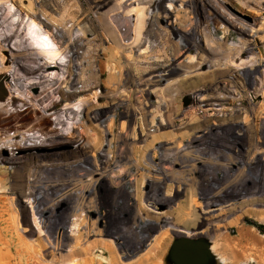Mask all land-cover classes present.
<instances>
[{
  "label": "rangeland",
  "instance_id": "1",
  "mask_svg": "<svg viewBox=\"0 0 264 264\" xmlns=\"http://www.w3.org/2000/svg\"><path fill=\"white\" fill-rule=\"evenodd\" d=\"M195 1L200 9L199 12L194 8L191 9L188 6L189 3L183 7L180 6L181 0H178L175 5L169 2L164 3L165 9L172 11L174 17L158 23L155 37L182 36L188 41L200 42L202 50L199 53L206 57L204 59L208 61V64L204 65L199 73L209 72L198 76L201 83L213 84L216 88L220 84L217 81H221L225 85L228 84L227 87L232 89V92L228 94L223 87L213 89L215 92H212L208 86L204 88L200 85L202 87L200 97L205 95V98H212L211 100L215 101H210L214 105L208 106L213 107L208 111L206 104L195 100L196 89L175 85L170 88L169 82H163L153 90L149 98L153 106L150 107L152 112L148 116L143 114L133 117L132 108L143 111L145 108L143 105H118V115L112 121L107 120L104 127L102 126V130L106 131L103 132L97 123L94 125L86 119L83 111L87 106L105 107L112 101H118V97L127 94L118 87L126 76L118 53L121 45L118 36V20L122 29L129 34L135 19V34L141 32V35V28L147 16L146 7L143 5L146 0L138 3L143 7L144 13L133 12L132 10L138 4L132 7L133 3L130 0H108L98 10L90 7V0H83V4L77 0H56L52 4L50 0H36L40 4L48 3L54 10L44 17H52L57 24L62 23L61 25L69 31L74 29L77 18L83 14L82 17H86V26L99 35L96 41L83 47L81 51L89 54L88 61L82 64L84 80L96 77L101 85L96 89L83 91L72 99L70 106L76 110V114L69 115V119H64L67 124L59 126L64 134H60L56 140L73 141L75 136L80 134L96 147L100 144L99 148L111 140V148L107 145L105 151L108 153L110 150V155L117 150L118 142V152H116L118 182L112 179L99 182L95 192L91 193L92 187L89 180H92L90 179L92 176L76 179L78 182L84 181L83 188L80 189L84 191L86 198L81 206L84 209L78 211V214H82L80 218L74 217L70 208L81 203L72 206V200L68 201V196L64 194L69 190L71 192L72 186L45 200L44 203L48 208L55 205L53 208H56L60 204L55 210L57 215L66 213L70 216V223L68 222L67 225L69 232L61 231L57 234L45 227L48 219L37 214L38 205L35 199L30 195L21 197L14 185L18 175L25 187L29 179L36 181V169L39 167L32 164L19 172L16 164L5 162V159L10 158V152L2 151L0 155L4 161L0 162V264H170L167 258L175 236L192 238L203 236L210 240L216 255V261L213 264H264V233L255 226L258 224L264 227V207L253 205L263 203L259 200H264V196L262 199H249L252 192L264 193V178L260 175L264 173V0H247V6L258 9L259 14L245 9V13H235L232 16L254 27H260L255 36L245 33L240 35V31L234 27L235 23H232L234 20L228 16L231 11L226 7L217 9L214 15H210L206 8L211 0ZM20 3L28 4V0H14L9 7L19 11ZM151 4L154 5L155 10L159 9L154 2ZM21 17L24 20L27 18L25 14ZM226 18L231 19L232 22L226 21ZM173 22L176 27L172 24ZM57 33V28H52L48 36L55 41ZM72 36L78 39L87 35L83 29H76ZM44 38L47 39V37ZM232 41L233 45H230ZM56 42L59 44V38ZM191 57L186 66L195 68L198 65V58L195 56L191 61ZM211 70L215 71L210 72ZM223 73L231 76L229 82L225 83L221 80L225 79L223 75H220ZM175 75L171 80L179 77ZM149 79L147 80L150 84ZM215 82L218 84H214ZM65 83L63 79L55 85L58 90H55L56 93L51 100L57 99L59 104L49 112L53 120L56 118L54 112L65 108L67 104L61 99ZM141 84L142 81L138 79L133 81V85ZM3 85L5 87L6 84ZM42 86L44 85L33 86L29 89V93L39 94ZM118 90L122 91L119 96ZM224 97L229 99H222ZM193 98L199 109L194 104ZM186 99H189L188 105L185 104ZM128 109H131L130 114ZM28 113H31V116L41 115L40 112L29 111ZM26 122L19 120L12 123L9 132L14 133L19 130L24 132L25 129L22 126ZM159 123L164 126L149 131L152 126H157ZM192 127H200L203 130L202 134H205L194 143V146L190 142L194 134ZM4 129L1 128L2 131ZM142 132L145 135L150 133L152 137L148 138V141H143L142 139L147 136H142L144 135ZM125 137L132 138L130 140L132 143L127 145ZM16 140L20 141L19 138ZM185 141L189 143L186 145ZM21 142L25 143L24 140ZM162 145H165L164 149ZM173 146L176 148L173 149ZM182 147L185 148L178 152ZM77 149L78 146L75 144L57 142L48 149V152H76ZM27 153L16 150L14 156L21 161ZM37 153L42 151L37 150ZM100 158V156L90 157L89 163L86 161L87 158L82 159V157L73 160L81 162L84 168L96 170L101 167ZM128 158L137 164L129 162ZM172 161L175 162L172 163ZM157 167L163 169H158L160 172H156L154 170ZM77 168L85 173L82 168ZM226 170L229 172L228 177H226ZM53 175L50 174L48 180L53 182L58 178ZM44 176L47 175L44 173ZM27 190L25 188V191ZM137 190L140 191L146 208H149V216L151 215L152 220L158 215L156 213L162 212L166 218H172L171 220L177 225L194 233L200 228L202 218L207 215L206 212L214 210V213L218 215L219 209L226 205L225 201L229 200V203L233 204L232 213L235 215L226 223H220L217 233H212L211 236L173 234L168 228L167 219L165 220L167 229H165L158 225L156 220L146 225L143 217H137V201L131 199ZM156 190L157 197L162 199L169 191L170 197L176 198L175 202H178V206L175 202L167 200L160 205H156L153 200L146 201L149 196H154ZM212 196L213 198L223 196V198H219L217 205L215 199L211 200ZM117 201L118 205H116ZM208 202H212L211 207H207ZM73 220L82 224L87 221L97 222L99 229L94 232L72 231L69 226ZM109 225L125 227L132 232L127 241L130 250L126 249L125 241L119 242L118 231L111 229ZM204 226L199 230H207V226ZM122 243H124L123 246Z\"/></svg>",
  "mask_w": 264,
  "mask_h": 264
},
{
  "label": "bare ground",
  "instance_id": "2",
  "mask_svg": "<svg viewBox=\"0 0 264 264\" xmlns=\"http://www.w3.org/2000/svg\"><path fill=\"white\" fill-rule=\"evenodd\" d=\"M13 1L14 0H0V153L5 150L9 151L10 158L5 159V162L6 164H16L18 168L17 170H19V172L25 169L27 166H30L32 164L40 168V169L39 168L36 169V174H37L36 179L37 180L33 181L32 179H29L27 187L24 186V182L20 179L19 175L16 178L18 180L14 181L15 182L14 185L18 189L19 195L21 197L30 195L35 199L38 205L37 214L38 215L40 214L41 217L48 219L47 222L45 223V227L47 229L57 234L61 231H63V233H68L69 231H68L67 225H68V222L70 223L69 214L64 213V214H61L60 216L57 215L55 210L60 205L58 204L59 202L57 203L58 205L56 208H53L56 205L53 206L52 208H48L44 203L46 202L45 200L50 199L52 195L53 196L58 195L61 191L65 190L67 187L72 186L71 190L73 192L72 191L70 192L69 190L64 194L68 196V201L72 200V206L74 204L81 203V204H78V206H76L77 208L79 207L78 209L76 207L70 208L73 212L72 215L74 217L80 218L82 217V214L81 213L78 214V211L79 210L81 211L82 209H84V208H81V206H83L82 205L83 201L86 198L84 196L85 194L84 191L80 189V188H83L82 184H84V181L79 180L78 182V180L76 179L78 178L83 179L85 176H92L90 178L92 180H89L91 181V183L89 184L92 187L91 193L95 192L96 190L95 188L97 187L99 182H102L108 179H112L118 182V170H116L118 169V155L116 153L118 152V142H117V150H114L115 152L112 153L113 155H110L109 154L110 150L108 151V153H105V151H106L107 145H108V148H111V144H110L112 143L111 140L108 141L109 142L108 144L105 143L102 148H99L100 144L98 143L100 141L99 142L97 141L98 143L96 142L99 145L96 147L91 142L86 141L84 139V136L80 134L76 135L73 141L61 142L59 140H56V138L60 136V134L61 135L64 134V132L60 130L59 128L60 125L64 126L65 123L67 124L66 120L64 119L65 118L69 119L68 118L69 115L76 114V110H74V108L70 106V102L72 101V99L74 97H77V95L81 94L83 91H88V90L90 91V90L96 89L97 87L101 85L100 81H98V78L96 77L93 78L94 80L92 78L84 80V76H83L84 72H83L82 64L83 62L88 61L89 54L81 51L83 47L88 46V44H90L91 42L96 41L99 38V35H96V33L93 32L92 29L86 26L87 24L86 17H82L83 14L80 15V17L82 18L80 17L77 18L78 20L74 24V29L71 28L72 30L69 31L68 29H66V27H63L61 25L62 23L60 25L59 23L57 24L56 20L53 19L52 17L51 18H49V16L44 17V16H47L48 13L50 14L51 13L50 11L52 10L51 6H49L48 3L45 2L44 4H40L39 2H36V0H28V4L20 3V7L18 11L14 7L13 8L9 7V5L13 3ZM50 1L52 4V2L56 0H50ZM107 1L108 0H90V7L98 10ZM147 1L148 0H146V2ZM158 1L159 0L151 1V3L154 2L155 5L157 4V6H159V9L157 10H155L156 8L154 9L155 11H153V15H152L153 24L155 26L156 31H157L158 23L160 21L162 20L167 21L169 19H173L174 17V14L172 11H170L169 9H165V7L163 6L164 3L169 2L173 5L174 3L177 2V0H160L159 2ZM241 6L244 9L254 14L260 13L258 9L250 8L249 6H247V4L241 3ZM142 10H143V7H141V4H138L137 7L134 8L132 11L135 13H138V12L144 13ZM22 14H25V16L27 17L26 20H24V18L21 17ZM52 15L53 14H51V16ZM230 22H232V20H230ZM232 23H235L234 27L240 31V35L245 33L249 36H255V33L257 34V32L260 30L259 29L260 27H254L239 19L234 20ZM172 24L175 25L174 22ZM174 27H176V25ZM52 28H57L58 30L57 38H59L60 40L59 44L56 42L57 38L54 41L52 37L48 36L49 30ZM76 29H80V30L83 29V31H85L87 36L86 37L84 36V38H78V39L72 38L73 37L72 33ZM44 37H47V39ZM196 57L198 58V61H197L198 65L195 66V68L187 67L186 66L187 64L179 65L174 68L175 70L171 68L170 69L171 71L167 73L168 71L167 66L162 65L161 67L162 69L157 67V68H154V71L151 72L150 74L151 77L149 79L150 84L148 83V80H147L146 83H143L142 81L141 85L156 89L163 82H169L170 88L171 87L173 88L174 85L179 86V87L180 86L192 87L193 89H196L195 93L197 95H195V100H197L198 103L206 104L207 106L214 105L213 103H211L212 101L215 102L214 100H211L212 98H205V95L204 97H200L202 96V94H200V92L202 91L201 90L202 87L206 88V86H208L209 89H212L211 90L212 92H215V90H217L216 88L218 87L219 88L223 87L224 90H227L228 94L232 92V89L230 90L227 87L228 84L225 85L221 81H217L220 84L217 85L216 88H214L213 84H210V85L207 83L202 84L201 79L198 76H201V74H205L209 72L199 73V71L202 68H204L203 67L204 65L208 64V61L204 59L206 57H204V55L201 53H198ZM194 58L195 56L191 57V61ZM174 66L175 64H173V67ZM56 70H59V71H56ZM178 70L179 71L182 70V72H178ZM214 71L215 70H211L210 72H214ZM173 75L175 76L179 75V77L176 78L175 80L174 79L171 80ZM220 75H223L222 77H225V79H221V80H223L225 83L229 82V78L231 76H229L228 73H223ZM63 79H65L66 85L63 86L61 99L66 101L67 104L65 108L61 110H57V112H54V115L56 116V118L53 120L52 119L53 117L51 118L49 112L53 110V107H56L59 103L57 99L56 100L55 99L51 100V99L52 97H54L53 95L56 93L55 90H58L56 89L57 86L55 85ZM203 79L204 78H202V80ZM4 83L6 84L5 87L3 85ZM38 84L44 85L40 87L41 94L40 93L36 95L30 94L29 89ZM214 84H218V83L215 82ZM200 85H203V86L200 87ZM222 99H229V98L224 97ZM120 102L125 104L124 100H121ZM120 102L115 100L105 107L94 106L91 108V106H87L86 108H84L83 114L86 115V119L89 122H91L94 125L95 123H97L100 127V130L103 132H106L102 130V126L104 127V124L107 122L108 119H111L112 121V119L116 115H118V105H120ZM130 110H129V114H130ZM29 111H32L34 113L40 112L41 115L31 116L30 115L31 113L30 114L28 113ZM128 118H130V115H128ZM19 120L27 121L22 126V128H24L25 131L23 132L22 130L21 131L19 130L14 133L10 131L11 132L10 133L9 129L12 127L11 126L12 123L19 121ZM214 121L216 122V120ZM162 126H164V124L159 123L157 124V126L155 125L152 126L149 129V131H153L156 128L162 127ZM1 128H5L4 131H2ZM64 129L65 128H63V130ZM192 130L194 131V134L190 141L191 144L199 141L200 136H197V135L198 133H200L201 128L192 127ZM50 133H53L54 135H49ZM107 134H108V131H107ZM142 136H147V138L142 139L143 141H148V138L152 137L150 133L146 135L144 134ZM16 138H19L20 141H17ZM125 138H127L126 139L127 145L129 143H132L130 141L132 140V138L130 137L129 139L128 137H125ZM13 140L15 141L12 142ZM21 140H24L25 143H22ZM57 142H60L63 144L72 143V145L73 144L77 145L78 149L76 152H72V151H61L60 153L48 152V149L54 146L55 143L57 144ZM162 146H163L162 148L164 149L165 145H162ZM174 148H176V146H173V149ZM16 150L21 151V152L22 151L28 152L27 155L24 157V160L19 161V159H17L14 156V152ZM37 150H41L42 153H37ZM178 152H181V150H179ZM97 156L101 157L100 158L101 167L97 168L96 170H92L89 167L84 168V165L80 164L81 162L78 163L77 161L73 160V159H76V158L78 159L79 157H82V159L87 158L86 161L89 163V161H91L90 157L96 158ZM168 159L170 160L169 157ZM3 161H4V158L0 155V162L2 163ZM128 161L131 162V159L128 158ZM174 162L175 161H172V163ZM131 163H136V162H131ZM77 167L82 168V171L83 172L85 171V173H82L81 170ZM136 168L139 169V167H136ZM158 169H163V168L157 167L154 171L160 172L158 171ZM164 171H166V169H164ZM44 173L48 177L47 176L45 177ZM225 173H226V177H228L229 176L228 170H226ZM50 174L51 176L52 174H54L58 178L52 182L51 180H48L50 178L49 177ZM136 174H139V173H136ZM260 175H261V178L262 177L264 178V173ZM59 177H61L62 179L60 180ZM93 180L94 182H92ZM59 186L61 187L60 189L57 188ZM25 188H27L29 192L28 190L25 191ZM136 192L137 193L135 195L131 196L133 197L131 199L133 201L134 200L137 201L136 202L137 217L139 216L143 217V220L144 222H146L145 223L146 225L156 220L157 224L165 229H167L165 225V220L167 219L168 228L173 232V234H184L187 236H193V235H208V236L210 235L211 236L212 233H217L218 226L220 223L222 222L226 223L230 217L235 215V213H232L233 204H230L229 200L225 201L226 205L222 206V208L219 209L221 214L219 213L218 215H216V213H214L215 211L211 210L209 212H206L207 215H205L202 218L203 221L200 224V228H202L205 225L207 226V230L205 231L199 230L200 229L199 228L194 233L185 228L183 229V227H180L179 225H177L176 222L171 220L172 218L170 219L166 218L165 214L162 212L156 213L158 215L152 220L150 218L151 215L149 216L150 214L148 210L149 208L148 207L146 208L144 199L142 195L140 194V191L137 190ZM117 193H118V190H117ZM170 195H169V191H167L163 199L158 198L157 197L158 191L156 190L154 196L153 197L149 196L148 199H146V201L153 200L156 205H160L162 202H164V200L175 202L176 198L173 199L171 198L172 196L170 197ZM263 196H264V193L260 194V192L258 191L255 193L252 192V194H250L249 196V199L250 200H255L259 198L262 199ZM219 198L220 197L218 196L215 198H213L212 196L211 200L215 199L216 204L218 205V202L220 201L221 198H223V196H221L220 199ZM259 201H262L263 203L253 204V205L264 207V200H259ZM116 205H118V201ZM175 205L178 206V202H175ZM211 205H212V202H208L207 207H211ZM225 212H228V213L226 214ZM82 213L84 214V212ZM75 221L76 220H73V222H71L72 223L71 226H69V228H71L72 231L85 230L87 232H94L97 229H99L97 222L89 223L87 221L86 223L82 224V223H77ZM43 222L45 221L43 220ZM109 227L111 229L118 231L117 238L119 242L125 241L126 249L130 250L131 248L127 244V241L130 238V234L132 232H130L125 227L122 228L121 226L111 227V225H109ZM121 245L123 246L124 243H122ZM134 250H136V248Z\"/></svg>",
  "mask_w": 264,
  "mask_h": 264
},
{
  "label": "built area",
  "instance_id": "3",
  "mask_svg": "<svg viewBox=\"0 0 264 264\" xmlns=\"http://www.w3.org/2000/svg\"><path fill=\"white\" fill-rule=\"evenodd\" d=\"M77 1L83 4V0ZM130 1L131 3H133L132 7L136 6L138 3L143 2V0ZM151 1L152 0H148L147 2L143 3V5H145L146 7L147 16L141 28V35V32L135 34V19L133 20V27L130 29L129 34H126L124 29H122V26L119 24L118 20V36L121 41L120 51L118 53L123 63V72L126 75L123 83L118 85V87L127 92V94L123 96L124 99L123 97H118V101L125 100V104L120 102V105H143L145 107L143 108V111H140L136 108H132L134 111L133 117L135 118L143 114H147L148 116V114L152 112V109H150V107H152L153 105L151 103L152 101L149 98L152 96V92L154 89L141 85H133V81L135 79L141 81L147 80L151 77L149 75L152 71H154V68L159 67L160 69H162V65L167 66V73H169L171 71V68L174 69L179 65H186V63H189L190 57L197 56L199 51L202 50V45L197 40L188 41L182 36L155 37L156 29L152 20L154 5L151 4ZM187 3H189L188 6L191 9L194 8L196 11H200L198 6L196 5L195 0H181L180 6H186ZM241 3L247 4V0H211V3L207 4L206 9L210 13V15H214V12H216L215 10L220 8L223 9V7H226L231 11L228 16H230L232 20H236L238 18L232 17L235 13H245V9L240 5ZM130 16L134 17V15ZM231 19H227L226 21H230ZM230 45H233V41L230 43ZM173 64H175L174 67ZM141 77L143 78L141 79ZM128 81L130 82L128 83ZM120 93H122V91L119 92L118 90V96L120 95ZM134 101H137V103H133ZM197 108L199 109V107ZM207 108L208 111L209 109H213V107L208 106ZM202 132L203 130L201 129L200 133H198L197 135L200 136L199 140L205 135H200L202 134ZM188 143L189 141H185L186 145ZM192 145L194 146V143ZM184 148L185 147L179 148V150H183Z\"/></svg>",
  "mask_w": 264,
  "mask_h": 264
},
{
  "label": "water",
  "instance_id": "4",
  "mask_svg": "<svg viewBox=\"0 0 264 264\" xmlns=\"http://www.w3.org/2000/svg\"><path fill=\"white\" fill-rule=\"evenodd\" d=\"M185 104H189V99L185 100ZM167 260L170 264H213L216 255L211 241L203 236H175Z\"/></svg>",
  "mask_w": 264,
  "mask_h": 264
},
{
  "label": "trees",
  "instance_id": "5",
  "mask_svg": "<svg viewBox=\"0 0 264 264\" xmlns=\"http://www.w3.org/2000/svg\"><path fill=\"white\" fill-rule=\"evenodd\" d=\"M255 226L262 232L264 233V227L258 224H255Z\"/></svg>",
  "mask_w": 264,
  "mask_h": 264
}]
</instances>
